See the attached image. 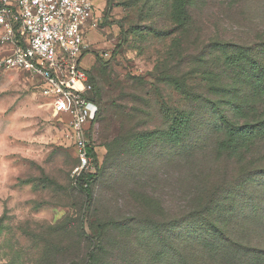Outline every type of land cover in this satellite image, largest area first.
Segmentation results:
<instances>
[{"label": "rangeland", "instance_id": "1", "mask_svg": "<svg viewBox=\"0 0 264 264\" xmlns=\"http://www.w3.org/2000/svg\"><path fill=\"white\" fill-rule=\"evenodd\" d=\"M110 1L83 56L102 109L91 201L41 79L0 65V264H264V136L218 149L221 113L264 121V0H186L181 26L173 0Z\"/></svg>", "mask_w": 264, "mask_h": 264}, {"label": "built area", "instance_id": "2", "mask_svg": "<svg viewBox=\"0 0 264 264\" xmlns=\"http://www.w3.org/2000/svg\"><path fill=\"white\" fill-rule=\"evenodd\" d=\"M93 0H0V65L39 77L55 113L64 115L76 152V175L93 171L90 127L98 111L83 56L94 28Z\"/></svg>", "mask_w": 264, "mask_h": 264}, {"label": "trees", "instance_id": "3", "mask_svg": "<svg viewBox=\"0 0 264 264\" xmlns=\"http://www.w3.org/2000/svg\"><path fill=\"white\" fill-rule=\"evenodd\" d=\"M112 8V2L107 0L106 10L107 13ZM172 21L177 25H182L186 20V0H173L172 2ZM124 41V37L122 39ZM97 57V56H96ZM98 59H100L98 57ZM93 82L92 97L98 105V111L92 121L90 127V147L89 151L93 158V171H83L78 175H75V181L80 191H82L88 201L92 199L91 185L99 170L98 158L95 151V145L92 140V132L95 124L101 113V106L99 101L94 97V92L96 94V83L93 77L90 78ZM220 119L224 125V138L219 141L218 149L219 151H236L240 147H245L247 144L251 143L256 137L264 136V121L258 123H243L241 125H234L230 122L227 117L221 113ZM172 122L166 131L167 141H178L181 135H184L189 129V117L186 113L181 112L178 116H173L171 118ZM182 130V133H181ZM91 203V202H90Z\"/></svg>", "mask_w": 264, "mask_h": 264}]
</instances>
